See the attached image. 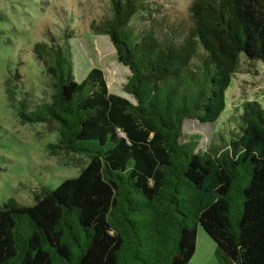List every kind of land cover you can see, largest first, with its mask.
<instances>
[{
    "label": "trees",
    "instance_id": "obj_1",
    "mask_svg": "<svg viewBox=\"0 0 264 264\" xmlns=\"http://www.w3.org/2000/svg\"><path fill=\"white\" fill-rule=\"evenodd\" d=\"M110 4L90 28L129 68L123 90L135 102L111 92L98 65L78 81L70 28L32 48L51 100L17 101L7 81L22 122L57 127L50 153L87 162L31 205H0V264H188L200 226L219 264H264V104L232 108L208 151L185 132L230 110L241 55L264 64V0H194L185 23L158 20L151 0Z\"/></svg>",
    "mask_w": 264,
    "mask_h": 264
},
{
    "label": "rangeland",
    "instance_id": "obj_2",
    "mask_svg": "<svg viewBox=\"0 0 264 264\" xmlns=\"http://www.w3.org/2000/svg\"><path fill=\"white\" fill-rule=\"evenodd\" d=\"M151 1L155 9L159 8L155 15L158 20H163V16L166 21L184 18L181 21L185 23L191 17L194 0ZM110 15V0H0V205L10 197L31 205L42 186L54 188L63 180L78 176L87 162L81 155L64 152L52 155L48 145L58 142L57 127L46 122L24 123L17 115V107L9 103V79L14 86L18 84L17 101L27 95L33 106L52 98L53 86L32 52L37 42H50V34L61 39L67 28L75 30L77 35L72 47L78 81L85 78L93 65H98L105 72L110 91L135 102L134 97L123 90L131 74L129 68L118 61L117 50L109 36L95 34L90 28L92 20ZM17 75L22 79H17ZM247 99H259L264 104V64L241 55L227 91L230 110L214 125L188 120L185 132L188 135L201 133L199 148L208 151L217 131L227 126L232 108L241 107ZM218 143L216 140L214 144ZM199 228L196 247L213 254L212 239L201 226Z\"/></svg>",
    "mask_w": 264,
    "mask_h": 264
},
{
    "label": "crops",
    "instance_id": "obj_3",
    "mask_svg": "<svg viewBox=\"0 0 264 264\" xmlns=\"http://www.w3.org/2000/svg\"><path fill=\"white\" fill-rule=\"evenodd\" d=\"M188 264H218V261L214 252L212 254L206 251H199L198 247H196V251Z\"/></svg>",
    "mask_w": 264,
    "mask_h": 264
}]
</instances>
